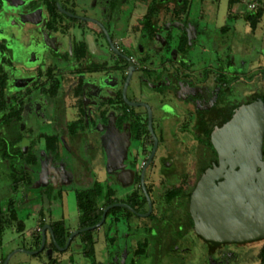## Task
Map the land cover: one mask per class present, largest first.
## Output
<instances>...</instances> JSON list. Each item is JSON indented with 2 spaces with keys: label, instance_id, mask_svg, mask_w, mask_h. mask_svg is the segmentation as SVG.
Returning <instances> with one entry per match:
<instances>
[{
  "label": "flooded vegetation",
  "instance_id": "obj_1",
  "mask_svg": "<svg viewBox=\"0 0 264 264\" xmlns=\"http://www.w3.org/2000/svg\"><path fill=\"white\" fill-rule=\"evenodd\" d=\"M203 1L194 0L188 15L189 0H0V162L16 160L11 174L12 195L24 192L27 196L36 190L45 200H34L38 213L29 215L36 220L31 230H27L13 198L5 205L0 202L4 210L13 202L18 214L14 223H23L22 231H18L19 224L16 229L21 239L31 232L33 247L22 252L40 255L50 237L55 248L69 249L80 241V254L94 257L93 264H97L100 253L106 264H123L121 243L130 240V261L137 264L140 258L150 262L164 257V253L188 252L179 244L193 234L206 241L211 252L218 253L223 245L235 243H214L198 234L190 203L206 172L219 165L212 141L215 132L258 98L264 103L262 95L253 93L242 103L231 104L228 96L237 79H223L237 74L226 54V36L240 20L254 33L264 17V0L251 3L249 8L243 0H228L226 16L232 26L226 22L216 39L209 31V40L198 45L200 30L192 24V12L197 5L198 23L204 21L209 8ZM215 1L221 4L222 0ZM249 16L258 18L255 28ZM23 23L34 28L28 31ZM21 35L32 38L46 52L49 48L52 58L38 60L31 55L33 46L28 50ZM163 40L165 53L157 51V64L149 62L154 53L148 43L159 46ZM19 45L33 56L32 65H16L14 50ZM208 52L210 60L204 64L203 54ZM172 80L175 88L186 91L185 102L190 106L183 111L174 101L155 103V96H151L164 93ZM200 89L207 93L205 98ZM177 94L180 97L181 92L177 90ZM166 107L172 111L166 113V120L174 127L173 136L170 129L156 133ZM108 122H116L120 131L116 136L126 140L127 154L121 157V167H112L119 157L115 155L108 162L101 144V132L113 128L106 126ZM192 145L194 154L190 157L188 147ZM139 151L145 156L142 163ZM63 166H73L67 177ZM121 168L124 174L115 178L113 174ZM32 169L39 177L29 186ZM152 172L160 178L156 188L152 186ZM64 188L76 195V227L65 219ZM80 195L95 196L96 207L102 210L96 224L82 225L85 216L79 208ZM111 219L116 227L128 226L130 232L117 239L118 250L107 257L101 233ZM7 231L0 235L1 244ZM79 236L81 240H77Z\"/></svg>",
  "mask_w": 264,
  "mask_h": 264
},
{
  "label": "rangeland",
  "instance_id": "obj_2",
  "mask_svg": "<svg viewBox=\"0 0 264 264\" xmlns=\"http://www.w3.org/2000/svg\"><path fill=\"white\" fill-rule=\"evenodd\" d=\"M258 0H243L244 6L249 8L248 6L256 2ZM194 0H189V4L186 8V14H190L189 8L193 5ZM203 5L208 10V16L207 18L198 23L199 17H198V9L197 5L195 6L192 15L194 18V23H192L194 26H197L198 30H200V38L198 39L197 43L198 45H203L204 42H206L208 39L209 31L212 32L210 35L213 39H216L218 33L220 30H222V26L226 25V22L228 24L229 20L227 18V7H228V0H222L221 4L215 0H204ZM220 6V9L218 10V7ZM173 6L169 9L170 12H172ZM251 12V10L249 9ZM187 15V16H188ZM198 17V19H197ZM198 23V24H197ZM231 25V24H230ZM23 26H25L28 31L34 28V26L30 24L23 23ZM232 26V25H231ZM217 29V32L214 33V29ZM192 29H194L192 27ZM12 30V29H11ZM176 30V29H174ZM224 31L227 30V27L223 28ZM210 32V33H211ZM10 33V32H9ZM22 36V42L23 44L31 49V55L34 56V54L37 56L38 60H42V58L49 60L52 58L53 53L48 48V51H44L40 46L39 43L35 42L32 38L26 39L23 35ZM26 37H29L27 35ZM161 37H166V34H161ZM226 39L229 40V42L224 45L225 50H228L226 54L228 55L229 63H231V66L235 69L236 75L233 73L228 75L227 77L223 78L226 79L228 82L233 81L237 79L236 85L232 86L231 94H229L230 102L231 104L235 102L242 103L245 101L249 95L256 93L262 95L264 98V17L260 20L257 29L254 31V33L251 31V27L245 26V22L243 20H240L238 24H235V29L233 28L232 31H230V34L226 36ZM211 41V40H210ZM19 42V41H18ZM150 42L148 43L151 50H153V55L148 60L149 62H152L153 64H157L158 60L160 59V53L157 51H162V53H165V47L166 43L159 41V46H150ZM22 45V44H21ZM17 46L15 48V62L16 65H24V66H30L32 65V62L30 58L33 56L30 55V52L24 51L23 45ZM145 46V44L143 43ZM147 45V44H146ZM40 48V52L37 50ZM42 49V50H41ZM35 52V53H34ZM210 54L211 53H205L203 54L204 60L203 63L206 64V60H210ZM40 58V59H39ZM203 72V71H202ZM203 76L201 80H204L206 78V74L203 72ZM236 78H235V77ZM172 83L169 86L164 87L163 91L164 93L158 94V93H151V96H155L154 101L155 103H159L162 99H167L174 101L176 107L178 106L179 111L185 110L189 105V102L186 103L185 100H187L188 97H185L186 91L180 88H175L176 84L174 81H171ZM177 90L181 92L180 97H178ZM182 90V91H181ZM202 91V89H200ZM202 94L205 98L207 93ZM129 97H131V93L129 92ZM202 97H199L197 100H200L201 103ZM77 102V101H75ZM173 109L176 108L174 105ZM171 107H166L164 113V117H162L160 121L161 126H156V133L159 135L161 131H168L170 129V133L173 136L174 127H171L169 119L166 113H171ZM172 109V110H173ZM3 116V113L0 111V119ZM157 119L155 118V121ZM168 121V122H167ZM165 122V123H164ZM167 122V123H166ZM164 123V125H162ZM106 126H113L112 129L107 128V130H104L101 132V144L104 147L103 150L105 152V157L107 161H111L112 159H115V155L119 157L118 162L116 159L112 163V167H118L123 163V159L121 160V157L124 154V158H126L127 151L125 150L126 147V140L124 141L123 138L117 137L119 136L118 133L119 127H117L116 122H108ZM196 126V125H195ZM199 126V125H197ZM160 128V129H159ZM117 135V136H116ZM121 135V134H120ZM136 143V141H135ZM134 143V144H135ZM194 146L188 147L190 157H192ZM182 148H186V145L182 146ZM135 150V149H134ZM141 155V163L144 161L145 156L142 155V152L139 151ZM1 158V156H0ZM193 160V158H191ZM16 160H10L6 163L0 162V202L2 205H5L7 201L11 198L14 199L16 210L20 212L21 217L25 218L26 227L27 230H31L35 228L36 226V220H34L35 217H31L29 215L35 216L38 213L37 208V198L41 199V194H37L36 190H33V192L29 191L27 196H25L24 192L17 193L15 196L12 195L11 192V174L13 172V166L15 165ZM140 163V164H141ZM75 164V162H74ZM22 165V164H21ZM23 166V167H22ZM20 168L23 169L24 165H22ZM64 170L65 177H67V173H71L73 171L72 168L69 166H63L62 168ZM130 174H133V171L127 170ZM32 174V182H30L29 186H32L33 183H37L39 172L37 170L31 171ZM124 174L123 168L116 171L115 178L121 177V175ZM133 178V176H131ZM66 179V178H65ZM160 181V178L152 172L151 176V182L153 183L152 186L155 188L157 187L158 182ZM32 183V184H31ZM123 184V183H120ZM34 189H36L35 186H33ZM32 187V188H33ZM65 193L66 197L64 200V212H65V219H68L67 223L71 227H76L78 224L77 219H75V216L77 215V199L75 192L73 191H67L66 188ZM135 189V186H134ZM127 191H121V194L126 193ZM26 199L30 200L28 202ZM42 201H45L44 199ZM61 205H58L57 208H60ZM61 210V209H60ZM18 222H15L14 225L11 227L9 226L7 229L8 231L5 233L2 244L0 243V261L4 258L9 259L11 256V259L9 261V264H93L94 257H87L85 258L83 255L80 254L82 243L80 241H75L72 246L69 249H65L62 246L52 247L51 246V239L48 238L47 245L45 250L40 253V255H31L27 252H22L21 250L27 249L28 251L33 246L31 245L30 237L31 232L25 233V239H21V235H19L16 231ZM135 226V222H134ZM130 232L128 226H119L116 227L113 219H111L110 223L108 224L107 228L103 233H101V237L104 238L103 240L106 245V256H111L114 254L115 251L118 250V242L117 239L121 236H123L125 233ZM133 233V232H132ZM89 234V233H88ZM91 235V233L89 234ZM83 236V235H82ZM82 236L78 237L77 240H81ZM185 243H181L179 245H184L186 249H188L186 253L183 252H175V253H164V257H160L158 260L156 258H153L152 261L149 262L146 258H140L137 261V264H264L260 262V253L261 250L264 247V239L244 242V243H228L226 245H223L218 253L209 251V246H207V242L204 241L200 237L193 236L191 238H188ZM120 240V239H119ZM127 243H124V240H122L121 243V252L123 253V264H131V257L129 254V250L127 248V245L130 243V240L125 241ZM89 243V242H87ZM85 247V246H84ZM64 248V249H63ZM85 249V248H84ZM131 249L135 250V236L134 240L131 246ZM10 253V254H9ZM13 254V256L11 255ZM128 254V255H127ZM99 255V253H98ZM101 256V257H100ZM99 259L97 258L95 262L97 261V264H106V261L104 259V255L102 256V253H100ZM100 261V262H99ZM135 264V262H134Z\"/></svg>",
  "mask_w": 264,
  "mask_h": 264
},
{
  "label": "water",
  "instance_id": "obj_3",
  "mask_svg": "<svg viewBox=\"0 0 264 264\" xmlns=\"http://www.w3.org/2000/svg\"><path fill=\"white\" fill-rule=\"evenodd\" d=\"M212 141L219 165L206 172L191 197L196 231L214 243L264 239L263 101L244 107Z\"/></svg>",
  "mask_w": 264,
  "mask_h": 264
},
{
  "label": "trees",
  "instance_id": "obj_4",
  "mask_svg": "<svg viewBox=\"0 0 264 264\" xmlns=\"http://www.w3.org/2000/svg\"><path fill=\"white\" fill-rule=\"evenodd\" d=\"M261 14L259 15V17ZM248 19L252 22V27L255 28L258 22V18L249 16ZM0 84L2 85V81L0 80ZM135 128V126H134ZM95 196H87L80 195L79 196V208L82 212V216H85L82 221V225H93L96 224L102 215V210L96 207ZM18 219L17 211L13 207V202L9 204L7 210H4L2 206H0V235L7 229L10 225L14 224V221ZM18 231H22L23 223L19 222ZM64 239V238H63ZM260 260L264 263V247L260 253Z\"/></svg>",
  "mask_w": 264,
  "mask_h": 264
}]
</instances>
